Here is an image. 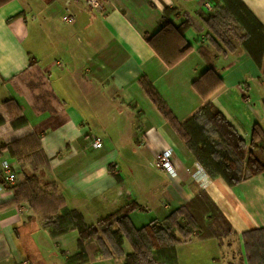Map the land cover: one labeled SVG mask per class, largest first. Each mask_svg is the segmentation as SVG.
<instances>
[{
    "label": "crops",
    "instance_id": "0c3cea01",
    "mask_svg": "<svg viewBox=\"0 0 264 264\" xmlns=\"http://www.w3.org/2000/svg\"><path fill=\"white\" fill-rule=\"evenodd\" d=\"M242 2L264 26V0ZM224 8L219 0H104L101 11L86 0H0V145L37 138L48 162L41 176L88 225L132 200L140 207L130 221L141 228L204 191L234 233L230 241L181 242L177 264H249L242 234L264 228V172L235 186L197 174V160L140 84L149 81L184 122L204 105L192 82L212 64L219 79L205 88H217L215 107L247 144L255 126L264 131V65L243 47L237 23L227 30L226 47L214 37L212 22ZM166 9L173 10L174 25L190 22L183 38L192 48L171 66L147 41ZM67 14L75 22L63 21ZM155 44L177 58L178 34ZM16 119L24 123L14 126ZM92 136L101 138V147L90 144ZM167 148L175 177L155 167ZM3 161L16 158L3 149L0 168ZM20 179L17 168L9 183ZM43 217L0 184V264H65L77 253V231L53 237ZM97 248L94 236L85 243L83 264H123L98 256ZM123 249L131 251L128 240Z\"/></svg>",
    "mask_w": 264,
    "mask_h": 264
},
{
    "label": "trees",
    "instance_id": "16d2710c",
    "mask_svg": "<svg viewBox=\"0 0 264 264\" xmlns=\"http://www.w3.org/2000/svg\"><path fill=\"white\" fill-rule=\"evenodd\" d=\"M219 1L245 32L243 47L258 65H264V26L242 0ZM172 11L166 9L164 22L147 39L169 66L192 48L183 38L190 22L186 19L175 26L168 19ZM171 33L178 34L180 38L177 58H168L167 53L160 51L155 44L159 37ZM208 65L199 78L192 82L203 97L204 105L184 122L174 117L149 81L141 80L140 84L207 175L212 179L222 178L229 186H235L248 175L264 172V161L254 155V150H258V140L264 142V131L255 126L249 144L236 133L211 100L217 88L213 85L205 88L211 79H219L213 65ZM12 123L17 126L23 124L24 120L16 119ZM3 149L16 158L18 174H21L20 181L10 185L0 168V184L15 190V201H26L30 208L44 213V225L53 237L71 230L77 231L78 251L67 257L65 264L87 262L85 243L94 236H98V256L122 258L123 264H177L176 246L181 242L194 237L222 238L225 230L228 235L234 233L228 220L204 191H197L188 203L173 209L162 221L154 220L141 228L134 227L130 221V212L140 207L132 200L95 224L88 225L78 210L69 209L57 198L53 185L41 176L48 162L37 138L32 136L1 144L0 150ZM261 152L264 153V146H261ZM242 237L248 263L264 264V228L246 231ZM125 240L131 245V252L124 251Z\"/></svg>",
    "mask_w": 264,
    "mask_h": 264
},
{
    "label": "built area",
    "instance_id": "2783aa9c",
    "mask_svg": "<svg viewBox=\"0 0 264 264\" xmlns=\"http://www.w3.org/2000/svg\"><path fill=\"white\" fill-rule=\"evenodd\" d=\"M103 1L104 0H86L87 4L91 9L101 11L103 9ZM209 5V4H207ZM62 20L68 23L75 22V16L72 14H67L62 17ZM90 144L96 148L102 146V140L98 136H92L90 139ZM173 158V150L171 148H167L163 150L161 153L157 155L155 158V167L159 170L164 171L171 177H175L177 175V171L172 163ZM18 168V163L15 161H3L2 162V170L5 175V179L7 181H13L15 179V170ZM197 174H203L205 170L198 163L196 164Z\"/></svg>",
    "mask_w": 264,
    "mask_h": 264
},
{
    "label": "rangeland",
    "instance_id": "374dc122",
    "mask_svg": "<svg viewBox=\"0 0 264 264\" xmlns=\"http://www.w3.org/2000/svg\"><path fill=\"white\" fill-rule=\"evenodd\" d=\"M170 17L171 16H168L169 21H171ZM183 21H185V20H183ZM180 23H178L177 26ZM235 24H236V21L226 11L224 13L220 12L218 15H216L214 21L212 22V28H213L214 37L220 42V45H222V47H226V39L228 38L227 30H229V29L234 30L233 27L235 26ZM243 34H245V32ZM243 34H242V37H241L242 39L244 37ZM229 37H230L231 40L233 39L232 35H230ZM236 40H237V36L235 37V41ZM257 143H258V150H254V155L256 157H260L261 161H264V153L261 152V146H264V142H261L260 140H258ZM226 233L227 232L225 230L223 232L224 236L222 237V239L226 240V241H230L229 238L231 237V235H228Z\"/></svg>",
    "mask_w": 264,
    "mask_h": 264
}]
</instances>
